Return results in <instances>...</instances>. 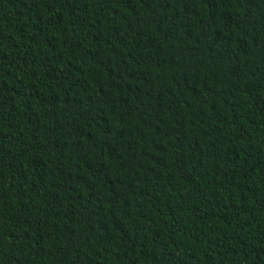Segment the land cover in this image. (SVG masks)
<instances>
[{
	"label": "trees",
	"instance_id": "obj_1",
	"mask_svg": "<svg viewBox=\"0 0 264 264\" xmlns=\"http://www.w3.org/2000/svg\"><path fill=\"white\" fill-rule=\"evenodd\" d=\"M0 264H264V0H0Z\"/></svg>",
	"mask_w": 264,
	"mask_h": 264
}]
</instances>
